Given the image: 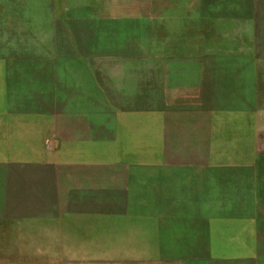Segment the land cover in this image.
Here are the masks:
<instances>
[{
  "label": "rangeland",
  "instance_id": "1",
  "mask_svg": "<svg viewBox=\"0 0 264 264\" xmlns=\"http://www.w3.org/2000/svg\"><path fill=\"white\" fill-rule=\"evenodd\" d=\"M169 33L178 46L160 49L164 89L150 81L149 97L151 109L174 108L166 123L102 111L92 119H121L131 136L66 143L55 127L41 142L51 121L36 125L21 110L31 88L45 89L36 55L70 53L78 39L104 56L114 41L121 51L122 41ZM1 94L0 171L78 149L102 155L103 170L94 212L21 229L0 221V264H264V0H0ZM136 140L159 150L137 152ZM121 155L137 175L109 174Z\"/></svg>",
  "mask_w": 264,
  "mask_h": 264
},
{
  "label": "crops",
  "instance_id": "2",
  "mask_svg": "<svg viewBox=\"0 0 264 264\" xmlns=\"http://www.w3.org/2000/svg\"><path fill=\"white\" fill-rule=\"evenodd\" d=\"M46 26L45 31H53L51 25ZM175 38V34L169 33L164 39L125 40L121 42L120 48L124 49L121 51L118 50L119 41H111L116 49H110L104 56L99 48L97 55L95 50L83 52L84 45L77 39L76 49L74 47L70 53L68 50H56L43 56L36 55V60L39 57L44 59L40 61L45 65L40 74L45 77V89L42 90L38 84L31 88L25 94L29 103L25 107L20 106L23 107L21 110L36 125L51 121L49 130L41 133L43 144L48 142L55 127L66 143H118L120 137L131 136L124 132L131 127L127 122L121 119L96 121L91 116L96 112H154L164 115L163 122L166 123V117H172L169 111L174 108L165 106V103L155 109L150 108V81H159L158 88L164 89L166 73L164 54L160 49L177 47ZM55 41L54 38L47 40L46 48H55ZM97 42L95 47L99 46ZM188 42L192 40L188 39ZM192 44L188 43V46ZM136 47L148 50H130ZM153 48L157 52L150 51ZM150 58L156 60V69L149 66ZM35 73L34 81L38 82V74ZM3 101L5 94H1V105ZM147 134L138 136L143 138ZM136 141L139 143L135 149L137 152L157 153L159 150L157 144ZM62 156L61 162L32 157L18 160L14 166L0 171V221L13 223L21 229V225L26 223L63 222L71 215L81 216L100 208V203L96 205L95 200L96 193L101 190L102 155L78 149L63 152ZM120 160L118 162V158L111 164L109 174L112 177L118 179L125 174L135 176L139 173V169H129L133 165L131 155H121ZM204 170L207 173L212 168Z\"/></svg>",
  "mask_w": 264,
  "mask_h": 264
}]
</instances>
